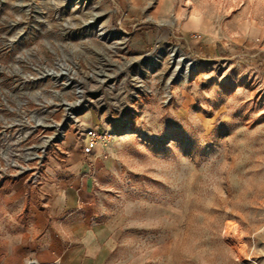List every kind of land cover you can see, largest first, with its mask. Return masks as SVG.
I'll use <instances>...</instances> for the list:
<instances>
[{
  "label": "rangeland",
  "instance_id": "374dc122",
  "mask_svg": "<svg viewBox=\"0 0 264 264\" xmlns=\"http://www.w3.org/2000/svg\"><path fill=\"white\" fill-rule=\"evenodd\" d=\"M0 115L83 153L107 264H264V0H0Z\"/></svg>",
  "mask_w": 264,
  "mask_h": 264
},
{
  "label": "crops",
  "instance_id": "0c3cea01",
  "mask_svg": "<svg viewBox=\"0 0 264 264\" xmlns=\"http://www.w3.org/2000/svg\"><path fill=\"white\" fill-rule=\"evenodd\" d=\"M83 157L76 149L64 166L51 160L38 190L23 182L0 189V264L108 263L106 230L78 197L89 177Z\"/></svg>",
  "mask_w": 264,
  "mask_h": 264
},
{
  "label": "built area",
  "instance_id": "2783aa9c",
  "mask_svg": "<svg viewBox=\"0 0 264 264\" xmlns=\"http://www.w3.org/2000/svg\"><path fill=\"white\" fill-rule=\"evenodd\" d=\"M1 117L3 119V116ZM23 125L7 124L6 128L0 126V189L6 180H12V182L24 180L29 189L38 190L42 186L46 161L50 159L52 141H49V145L44 147H42L43 142L38 145H29L28 138L32 131L28 137H21V126ZM33 125L35 126L31 128L42 127L39 124ZM6 132H14V136H7ZM38 146L41 147L38 148ZM28 264L37 263L29 262Z\"/></svg>",
  "mask_w": 264,
  "mask_h": 264
},
{
  "label": "bare ground",
  "instance_id": "6f19581e",
  "mask_svg": "<svg viewBox=\"0 0 264 264\" xmlns=\"http://www.w3.org/2000/svg\"><path fill=\"white\" fill-rule=\"evenodd\" d=\"M37 122H42V121H37ZM43 123V122H42ZM61 126L63 127V128H61ZM67 126V124H45V127H47V128H51V129H55L56 130V136L54 137V139L56 138L57 140L58 139H62L63 138V134L62 133H60L61 132V130H63L65 127ZM64 133V132H63ZM27 134H29V132H25L24 133V135H22V137H27ZM65 134H66V132H65ZM60 135V136H59ZM51 140V139H50ZM45 143L47 142V140L46 141H44Z\"/></svg>",
  "mask_w": 264,
  "mask_h": 264
}]
</instances>
